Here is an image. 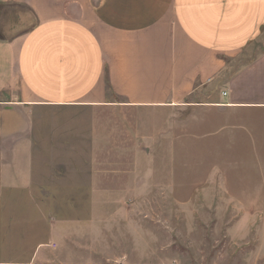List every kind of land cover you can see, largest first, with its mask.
Here are the masks:
<instances>
[{"label": "rangeland", "instance_id": "1", "mask_svg": "<svg viewBox=\"0 0 264 264\" xmlns=\"http://www.w3.org/2000/svg\"><path fill=\"white\" fill-rule=\"evenodd\" d=\"M107 90L103 105L40 103L8 116L9 137L23 125L36 200L62 225L56 261L264 264V145L250 144L239 114L200 104L208 90L164 108Z\"/></svg>", "mask_w": 264, "mask_h": 264}, {"label": "crops", "instance_id": "2", "mask_svg": "<svg viewBox=\"0 0 264 264\" xmlns=\"http://www.w3.org/2000/svg\"><path fill=\"white\" fill-rule=\"evenodd\" d=\"M0 24V264H62V225L36 200L22 123L9 137L16 109L103 105L108 86L144 108L208 90L200 104L239 114L264 145V0H0Z\"/></svg>", "mask_w": 264, "mask_h": 264}]
</instances>
